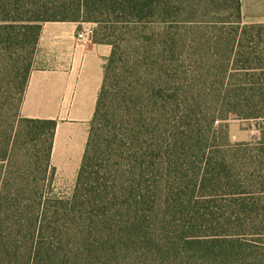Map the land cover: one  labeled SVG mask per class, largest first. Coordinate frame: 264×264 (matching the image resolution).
I'll return each instance as SVG.
<instances>
[{
  "label": "trees",
  "instance_id": "1",
  "mask_svg": "<svg viewBox=\"0 0 264 264\" xmlns=\"http://www.w3.org/2000/svg\"><path fill=\"white\" fill-rule=\"evenodd\" d=\"M17 1L0 0V22L12 23L17 18L26 22L34 52L42 25L48 21L93 22L95 42L109 44L112 50L70 199L50 198L43 192L52 174L50 158L57 124L20 116L32 61L26 65L13 145L0 161L14 156V146L22 139L34 151L32 157L40 165L43 179L40 185L26 174L12 177L0 166V264H78L83 260L119 264L115 249L124 247H128L124 264H264V190H258L264 181L244 170L245 174L226 180L223 174L232 165L224 159L218 162V153L212 154V147L204 146L211 133L222 129L217 122L230 115L264 120V24H243L241 0H54L31 4L24 11L18 7L9 11L7 7ZM189 22L201 27V40L205 35L201 100L211 115L206 118V130L198 132V139L203 133L206 141H198L197 156L183 151L192 128L188 104L179 99L178 81L166 77L162 67L152 79L154 67L131 50L133 42L115 35L137 25L154 26L163 29L158 38L167 44L163 35L168 29ZM218 31L206 39L208 32ZM172 46L185 47L182 43ZM211 50L220 53L207 56ZM219 102L220 108L213 104ZM24 169L28 173L31 162ZM189 176L184 182L183 177ZM176 178L185 189L177 195L185 194L188 202L182 213L189 214L194 201L192 213L205 218L207 213L201 214V209L211 210L215 199L229 198L240 207L231 211V217L242 233L251 228L250 237L216 233L173 241L162 231L157 238V217L173 199ZM203 203L207 206H201ZM85 253L93 256L88 259Z\"/></svg>",
  "mask_w": 264,
  "mask_h": 264
},
{
  "label": "rangeland",
  "instance_id": "2",
  "mask_svg": "<svg viewBox=\"0 0 264 264\" xmlns=\"http://www.w3.org/2000/svg\"><path fill=\"white\" fill-rule=\"evenodd\" d=\"M51 1L54 0H18L16 4L9 5L7 9L10 11L18 7L20 11H24L31 4ZM1 16L0 12V18ZM15 17H18V14ZM9 23L11 22H0V160H3L7 148L10 151L13 145L15 137L13 131L18 121L20 87L25 74V67L29 61L33 60L35 53L31 42L32 31L27 28V23L18 18L11 23L12 25H9ZM83 23L94 24V29L96 27L93 22ZM153 28L154 26H148L146 29L145 25H137L132 31L120 30L121 32H117L115 35L120 37L122 41L127 39L129 42H133L130 47L131 50L135 54L141 55L142 60H146V63L154 67L155 75H151L152 79H156L160 71L159 68L162 67L167 71L164 73L166 77L178 81L177 87L181 88L178 93L179 99L188 104L187 115L192 128L190 132L192 137L187 141L183 151L186 154H195L196 146L200 144L198 141H206L203 133L198 139V132L201 128L204 131L206 130V118L211 116L206 112L205 105L201 100V44L205 43V35L203 36L204 40H201V27L189 22L186 25L169 28L168 33L163 35L168 43L163 44L158 38L163 29ZM154 31L158 34H155ZM218 33L220 31L208 32L206 39L213 35L216 36ZM178 43H182L185 47L181 48L180 46L176 49L172 46V44L176 46ZM124 49H126L125 45ZM213 51L216 52L217 50H211L207 56H211ZM171 52L176 56H172ZM131 65L128 66L130 72L132 71ZM118 72L121 73L122 69H119ZM129 80L133 81L132 78H129ZM213 80H216V78H213ZM250 97H252L251 94ZM255 99L257 101L256 97ZM215 103L213 104L219 108L221 107L220 102ZM224 113L226 115V111ZM219 124H222V129H219L215 135L211 133L210 140L204 146L212 147L210 150L212 154L218 153L216 155V159H219L218 162L224 159L232 165V169L223 174V177L229 180V177H234V174H245L244 171H247L252 178L264 181V120L255 118L239 119L230 115L223 122L218 121L216 126ZM259 142H262L261 145H258ZM246 143H253V145L248 147L244 145ZM228 144L229 146H226ZM28 147L20 139L14 146V156L8 157V159L6 156V161H0V166L3 165L4 167L1 169L7 170L12 177L26 174V177L32 181L41 180V183L39 181L38 183L42 185L43 174L38 172L40 165L32 157L34 151L28 150ZM178 151L179 149L176 148L175 152ZM195 155L197 156V154ZM250 160L255 161L256 164L259 160L263 164L252 165ZM30 162L31 169L28 173H25L27 169H24V167H27V165L29 167ZM229 164H227L228 167H230ZM190 178V176L183 177V181L188 182ZM179 184L181 182L176 178L172 183L173 199L170 200V205H165L158 214L154 228L157 238H159L162 231L170 234L169 239L173 241L179 240V237L189 235L242 233L236 219L231 217V211L238 210L240 207L229 201V198L215 199L209 206L211 210L201 209V214L207 213L205 218H202V216L199 218L192 213L190 208L195 206L194 201L191 202L190 213H182L183 208H187L188 202L185 200V194L182 193L178 197L177 193L181 189L185 190L182 184L181 186ZM258 190L263 191L264 187H260ZM44 191L45 195L50 198L70 199L73 196L74 187L69 182L54 181L51 174V177L45 181ZM28 196H30L29 193H26L25 197ZM201 206L207 205L203 203ZM251 224L252 222L249 221V226H252ZM250 229L243 232L241 237H250L248 236ZM262 239H264V236ZM115 250L120 255L119 264H124V256L128 255V247H124L123 250L119 248ZM92 256L93 254L85 253V257L88 259ZM136 257L140 256L136 255ZM78 264H87V261L83 260Z\"/></svg>",
  "mask_w": 264,
  "mask_h": 264
},
{
  "label": "crops",
  "instance_id": "3",
  "mask_svg": "<svg viewBox=\"0 0 264 264\" xmlns=\"http://www.w3.org/2000/svg\"><path fill=\"white\" fill-rule=\"evenodd\" d=\"M243 24H264V0H241ZM83 22L42 25L20 104L23 118L56 121L50 167L54 181L75 187L111 55L109 44L79 39Z\"/></svg>",
  "mask_w": 264,
  "mask_h": 264
},
{
  "label": "built area",
  "instance_id": "4",
  "mask_svg": "<svg viewBox=\"0 0 264 264\" xmlns=\"http://www.w3.org/2000/svg\"><path fill=\"white\" fill-rule=\"evenodd\" d=\"M94 25V24H93ZM92 24H83L81 28V33L79 36V39L81 41H87L92 38V35L94 33V26Z\"/></svg>",
  "mask_w": 264,
  "mask_h": 264
}]
</instances>
